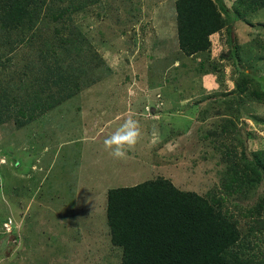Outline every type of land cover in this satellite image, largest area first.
Returning a JSON list of instances; mask_svg holds the SVG:
<instances>
[{
  "label": "rangeland",
  "instance_id": "374dc122",
  "mask_svg": "<svg viewBox=\"0 0 264 264\" xmlns=\"http://www.w3.org/2000/svg\"><path fill=\"white\" fill-rule=\"evenodd\" d=\"M223 1L232 11L234 0ZM175 2L97 0L67 21L49 15L69 1L47 0L23 45L5 43L20 32L0 27V83L20 100L37 87V69L53 63L41 53L60 38L82 35L86 53L92 47L102 61L72 100L30 123L14 112L0 126V264H120L107 226L109 190L158 178L203 196L220 189L227 150H243L236 133H222L228 118L248 152L264 150V9L190 58L179 49ZM58 50L65 62L76 57ZM129 117L142 136L117 160L103 141ZM263 192L264 183L255 198L229 196L225 207L251 208ZM263 239L249 237L256 251H264Z\"/></svg>",
  "mask_w": 264,
  "mask_h": 264
},
{
  "label": "trees",
  "instance_id": "16d2710c",
  "mask_svg": "<svg viewBox=\"0 0 264 264\" xmlns=\"http://www.w3.org/2000/svg\"><path fill=\"white\" fill-rule=\"evenodd\" d=\"M68 1L67 6L59 7L60 10L54 8L49 16L73 20L97 0ZM234 2L230 11L223 0H176L178 44L184 55L192 58L209 53L213 35L226 28L230 34L235 21L245 20L246 16L264 9V0ZM46 3L47 0H0V27L6 33L20 32L18 40L9 37L4 42L23 45L42 19ZM259 26L264 28V23ZM70 34L75 36L76 29H71ZM85 42L80 35L60 38L56 47L48 46L41 56L44 60L51 57L53 63H45L41 69L33 67L34 64L29 67L31 73L37 69L40 75L33 77L37 87L28 90L22 100L13 97L0 83V126L14 112L27 117L23 122L30 123L75 98L83 86H88L83 79L94 82L93 73L102 61L93 54L96 52L92 47L91 53H86ZM65 43L67 46L63 47ZM58 48L68 51V55L71 51L77 52L76 57L65 62L67 56L59 53ZM7 62L9 58H5L4 67ZM200 64L201 68L205 66ZM94 76L97 75L94 73ZM250 78L251 75L244 73V83L248 84ZM46 91H50L49 95L42 97ZM23 122L21 125L26 124ZM226 122L222 133H236L235 140L243 150L238 152L236 147L227 150L220 189L203 196L182 190L169 179L158 178L109 190L107 226L111 244L122 252L120 264H264V251L261 248L256 251L257 243L249 240L264 234V192L259 193L258 201L251 208H244L238 202L233 210L225 207L227 197L255 198L263 187L264 150L248 152L243 140L237 138L235 121L228 118ZM216 134L210 132V135ZM242 222L247 225L246 233L241 229Z\"/></svg>",
  "mask_w": 264,
  "mask_h": 264
},
{
  "label": "clouds",
  "instance_id": "9594fccd",
  "mask_svg": "<svg viewBox=\"0 0 264 264\" xmlns=\"http://www.w3.org/2000/svg\"><path fill=\"white\" fill-rule=\"evenodd\" d=\"M141 136L139 121L129 117L124 119L123 123L108 135L103 143L114 159L123 160L128 157V152L136 146Z\"/></svg>",
  "mask_w": 264,
  "mask_h": 264
}]
</instances>
